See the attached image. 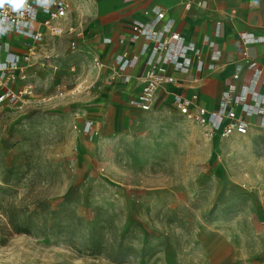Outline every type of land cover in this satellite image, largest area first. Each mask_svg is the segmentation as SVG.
Masks as SVG:
<instances>
[{
  "label": "rangeland",
  "instance_id": "rangeland-1",
  "mask_svg": "<svg viewBox=\"0 0 264 264\" xmlns=\"http://www.w3.org/2000/svg\"><path fill=\"white\" fill-rule=\"evenodd\" d=\"M70 20L41 49L37 101L0 111V264H264V129L208 136L106 85L51 99L56 75L66 92L100 77L88 15Z\"/></svg>",
  "mask_w": 264,
  "mask_h": 264
},
{
  "label": "built area",
  "instance_id": "built-area-1",
  "mask_svg": "<svg viewBox=\"0 0 264 264\" xmlns=\"http://www.w3.org/2000/svg\"><path fill=\"white\" fill-rule=\"evenodd\" d=\"M74 0H13L11 6L0 8V111L14 106L23 109L27 104L37 101L38 90L33 81L38 74L40 52L49 37H60L66 33L74 34L72 27H67ZM203 5L202 3H199ZM149 20L145 23H133L130 38L139 42L137 52L124 49L110 56L112 69L109 80L119 81L124 91L132 94L129 104L142 111H150L157 92L165 86L176 83L175 73H203L209 66L222 58V51L214 39L207 35L203 41L207 46V58L201 47L194 42H187L180 32L174 29L175 20L167 18L165 11L153 6L145 12ZM220 23L216 25L215 35L220 34ZM105 44L112 43L111 38H104ZM125 38L119 40L120 44ZM239 42L244 46L264 43V34L243 30L239 33ZM73 46L75 45L72 42ZM246 55V54H244ZM94 67L101 72L107 64L99 57L93 59ZM142 63L139 75L129 73ZM41 64V63H40ZM58 67L54 66L55 75ZM240 74L236 72L221 96L219 105L208 109L193 104L182 95H176L175 105L180 113L193 118L208 136L219 135L228 138L233 135H247L253 128L264 129V92L259 85L264 84V70L255 68L249 83H239ZM136 80L137 86L131 87ZM53 98L69 94L85 93L90 95L96 85L87 77L79 79V84L64 90L58 82ZM74 129H78L81 120L75 112ZM92 123V122H91ZM95 135V133H94ZM93 138V134L90 135Z\"/></svg>",
  "mask_w": 264,
  "mask_h": 264
},
{
  "label": "crops",
  "instance_id": "crops-1",
  "mask_svg": "<svg viewBox=\"0 0 264 264\" xmlns=\"http://www.w3.org/2000/svg\"><path fill=\"white\" fill-rule=\"evenodd\" d=\"M73 5L72 8L88 15L85 29L88 37L94 42L89 49L95 57H99L107 64L101 72H98L100 74L98 79L94 76L95 78L90 77V80L99 81L96 83L98 87L112 86L110 93L120 92L121 96L127 99L128 104L132 94L124 91L121 82L109 80L112 71L110 56L124 49L137 52L140 43L131 40L130 27L133 23L147 22L150 18L145 12L153 6H159L165 11L167 18L174 19V29L180 32L187 42H194L201 47L206 58L207 46L203 39L207 35L214 39L217 47L222 51V58L215 63L208 61L209 67L201 74L175 73L176 83L162 87L157 92L154 104L169 100L175 105L176 95H182L188 99L197 95L194 104L214 109L219 105L222 93L236 72L240 74L239 83L247 84L255 68L264 70V43L244 46L239 42V33L243 30L264 34V0H258V3H254V0H77L76 2L74 0ZM218 22L221 24L220 34L216 36ZM66 26L74 28L71 20L66 22ZM75 31L74 34L64 35H75L77 30ZM54 38L57 37H49L47 41ZM104 38H111L112 43L105 44ZM121 38L126 39L124 44L119 43ZM142 66V63L139 64L129 73L139 75ZM137 84L138 82L134 80L131 87ZM259 90L264 92V84L259 85ZM112 94L109 95L112 96ZM90 95L78 93L73 97ZM129 107L140 110L133 108L130 104ZM115 109V114L123 113L122 107Z\"/></svg>",
  "mask_w": 264,
  "mask_h": 264
},
{
  "label": "clouds",
  "instance_id": "clouds-1",
  "mask_svg": "<svg viewBox=\"0 0 264 264\" xmlns=\"http://www.w3.org/2000/svg\"><path fill=\"white\" fill-rule=\"evenodd\" d=\"M24 5H26L27 0H23ZM254 3H258V0H254ZM5 4H8L13 8V10H19L13 7V0H0V8H3ZM4 23L3 20H0V25Z\"/></svg>",
  "mask_w": 264,
  "mask_h": 264
}]
</instances>
